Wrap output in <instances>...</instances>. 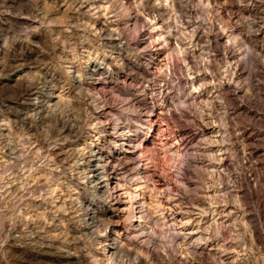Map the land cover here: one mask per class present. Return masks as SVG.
I'll use <instances>...</instances> for the list:
<instances>
[{
    "label": "clouds",
    "instance_id": "1",
    "mask_svg": "<svg viewBox=\"0 0 264 264\" xmlns=\"http://www.w3.org/2000/svg\"><path fill=\"white\" fill-rule=\"evenodd\" d=\"M0 264H264V0H0Z\"/></svg>",
    "mask_w": 264,
    "mask_h": 264
}]
</instances>
